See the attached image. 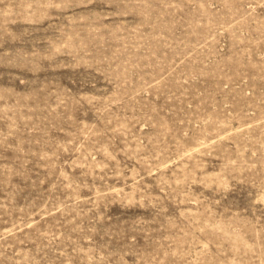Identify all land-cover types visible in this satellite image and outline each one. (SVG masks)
Segmentation results:
<instances>
[{
    "label": "rangeland",
    "instance_id": "rangeland-1",
    "mask_svg": "<svg viewBox=\"0 0 264 264\" xmlns=\"http://www.w3.org/2000/svg\"><path fill=\"white\" fill-rule=\"evenodd\" d=\"M0 264H264V0H0Z\"/></svg>",
    "mask_w": 264,
    "mask_h": 264
}]
</instances>
